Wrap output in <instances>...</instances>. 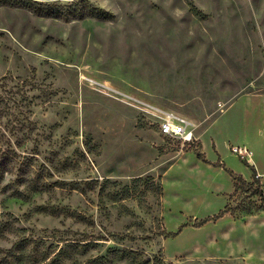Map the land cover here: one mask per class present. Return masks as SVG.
Masks as SVG:
<instances>
[{
	"label": "rangeland",
	"instance_id": "374dc122",
	"mask_svg": "<svg viewBox=\"0 0 264 264\" xmlns=\"http://www.w3.org/2000/svg\"><path fill=\"white\" fill-rule=\"evenodd\" d=\"M260 188L264 0H0V264H264Z\"/></svg>",
	"mask_w": 264,
	"mask_h": 264
},
{
	"label": "built area",
	"instance_id": "2783aa9c",
	"mask_svg": "<svg viewBox=\"0 0 264 264\" xmlns=\"http://www.w3.org/2000/svg\"><path fill=\"white\" fill-rule=\"evenodd\" d=\"M114 92L116 91L114 90ZM116 93L122 94L118 91ZM129 98L132 101H136L148 107L151 113L157 117L158 131L164 138L177 140L181 144H190L194 141L195 124L187 117L172 111L163 110L156 106L149 105L133 97ZM231 151L242 161H249L252 158V152L245 147L235 146L231 148Z\"/></svg>",
	"mask_w": 264,
	"mask_h": 264
},
{
	"label": "trees",
	"instance_id": "16d2710c",
	"mask_svg": "<svg viewBox=\"0 0 264 264\" xmlns=\"http://www.w3.org/2000/svg\"><path fill=\"white\" fill-rule=\"evenodd\" d=\"M97 14H99V13H97ZM230 174L236 179V184L234 186L235 191H238V190H240L242 188H245V187L251 185V184H247L246 181L243 180L240 176L234 175L231 171H230ZM251 194L254 195V196H257L264 203V192H263V190L261 188L259 189V191L252 192ZM226 210H227V207H226L225 210L221 211L218 215H216L214 217H207V218H204V219L200 220L198 225L201 226V225H204L205 223H207V222H209L211 220L218 219V218L222 217L224 212H226Z\"/></svg>",
	"mask_w": 264,
	"mask_h": 264
}]
</instances>
